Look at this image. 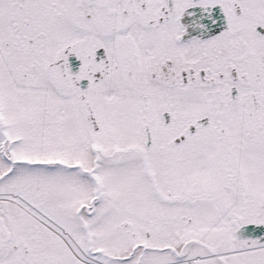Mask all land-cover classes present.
I'll return each mask as SVG.
<instances>
[{
  "label": "snow or ice",
  "instance_id": "6c2138e0",
  "mask_svg": "<svg viewBox=\"0 0 264 264\" xmlns=\"http://www.w3.org/2000/svg\"><path fill=\"white\" fill-rule=\"evenodd\" d=\"M0 264H264V0H0Z\"/></svg>",
  "mask_w": 264,
  "mask_h": 264
}]
</instances>
